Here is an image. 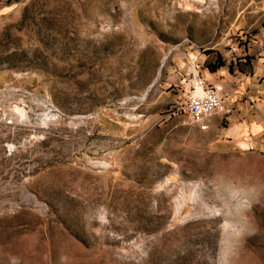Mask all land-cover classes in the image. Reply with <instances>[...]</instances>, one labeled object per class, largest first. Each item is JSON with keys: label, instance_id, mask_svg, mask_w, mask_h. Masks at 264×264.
Listing matches in <instances>:
<instances>
[{"label": "rangeland", "instance_id": "rangeland-1", "mask_svg": "<svg viewBox=\"0 0 264 264\" xmlns=\"http://www.w3.org/2000/svg\"><path fill=\"white\" fill-rule=\"evenodd\" d=\"M0 264H264V0H0Z\"/></svg>", "mask_w": 264, "mask_h": 264}, {"label": "built area", "instance_id": "built-area-1", "mask_svg": "<svg viewBox=\"0 0 264 264\" xmlns=\"http://www.w3.org/2000/svg\"><path fill=\"white\" fill-rule=\"evenodd\" d=\"M179 92L170 105L169 112H187L191 121L198 122L203 127L208 126L207 120L213 113L227 110L221 87L210 82L201 73L196 56L184 62Z\"/></svg>", "mask_w": 264, "mask_h": 264}, {"label": "crops", "instance_id": "crops-1", "mask_svg": "<svg viewBox=\"0 0 264 264\" xmlns=\"http://www.w3.org/2000/svg\"><path fill=\"white\" fill-rule=\"evenodd\" d=\"M205 76L209 77L211 80H209L212 83H215L218 86H221L224 84V81L221 80L220 75L219 74H214V70L208 71V73H205ZM208 79V78H207ZM231 87L235 90H237V92L241 93V86H238V88H236L235 83H231ZM222 92V91H221ZM223 93V92H222ZM224 95H226L225 93H223ZM225 100H226V96H225Z\"/></svg>", "mask_w": 264, "mask_h": 264}, {"label": "trees", "instance_id": "trees-1", "mask_svg": "<svg viewBox=\"0 0 264 264\" xmlns=\"http://www.w3.org/2000/svg\"><path fill=\"white\" fill-rule=\"evenodd\" d=\"M214 69V68H213Z\"/></svg>", "mask_w": 264, "mask_h": 264}]
</instances>
